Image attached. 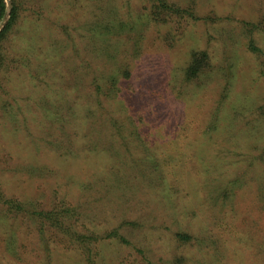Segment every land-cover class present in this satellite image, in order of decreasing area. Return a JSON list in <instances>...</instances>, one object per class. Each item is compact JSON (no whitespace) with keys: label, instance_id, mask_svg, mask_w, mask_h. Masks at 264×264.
<instances>
[{"label":"rangeland","instance_id":"374dc122","mask_svg":"<svg viewBox=\"0 0 264 264\" xmlns=\"http://www.w3.org/2000/svg\"><path fill=\"white\" fill-rule=\"evenodd\" d=\"M4 2L0 264H264V0Z\"/></svg>","mask_w":264,"mask_h":264},{"label":"trees","instance_id":"16d2710c","mask_svg":"<svg viewBox=\"0 0 264 264\" xmlns=\"http://www.w3.org/2000/svg\"><path fill=\"white\" fill-rule=\"evenodd\" d=\"M5 8H6V5H5L4 0H0V21H1L2 17H3L4 12H5ZM14 15H15V7L13 6L12 7V10H11V16H10L7 24L3 28V30H2L3 32L0 34V37L3 35V33H4L5 30H7L8 28H10V26H11L13 20H14ZM204 59H205V55L202 56V58H200L197 55H194L192 57V62L190 63V71H189V74L190 75L191 74L195 75L197 73V71L202 67L203 60ZM195 65L196 66H199V67L201 66V67L199 69H196ZM110 98H112V97L110 96ZM8 208H9V210H11L14 214H16L18 216L21 213V211H23V208H22L21 204H19L16 201H14V199L9 201ZM67 210L68 209H65L64 212H66ZM47 212H50V211H47ZM36 213L38 215H40V216L43 214L42 211H39V212H36ZM47 214L48 213H46V216H47ZM181 237H183V236L181 235ZM121 240L123 242H126V239L125 238H122Z\"/></svg>","mask_w":264,"mask_h":264},{"label":"water","instance_id":"95a60500","mask_svg":"<svg viewBox=\"0 0 264 264\" xmlns=\"http://www.w3.org/2000/svg\"><path fill=\"white\" fill-rule=\"evenodd\" d=\"M9 12V5H8V8H7V13Z\"/></svg>","mask_w":264,"mask_h":264}]
</instances>
